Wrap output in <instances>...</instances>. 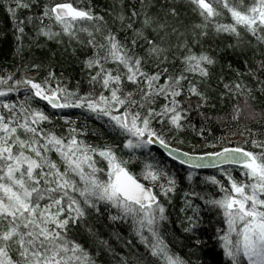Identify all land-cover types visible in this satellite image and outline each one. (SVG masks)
<instances>
[{
	"label": "snow or ice",
	"instance_id": "6c2138e0",
	"mask_svg": "<svg viewBox=\"0 0 264 264\" xmlns=\"http://www.w3.org/2000/svg\"><path fill=\"white\" fill-rule=\"evenodd\" d=\"M4 7L18 53L28 26L38 47L43 39L91 53L80 61L87 89L69 88L63 70L41 77L36 63L0 75V264H192L174 248L169 206L180 179L166 161L184 169L189 186L177 217L181 247L200 251L203 214L214 212L223 227L213 264H264V139L246 126L243 145L207 143L217 95L221 108L237 101V124L255 93L264 97V60L257 70L245 60L243 72L229 63L234 78L225 82L209 43L226 42L234 55L247 44L264 56V0H111L110 19L91 0ZM21 10L30 14L20 19ZM189 130L213 150L177 147ZM205 169L216 171L201 178Z\"/></svg>",
	"mask_w": 264,
	"mask_h": 264
},
{
	"label": "trees",
	"instance_id": "16d2710c",
	"mask_svg": "<svg viewBox=\"0 0 264 264\" xmlns=\"http://www.w3.org/2000/svg\"><path fill=\"white\" fill-rule=\"evenodd\" d=\"M5 0H0V75H4L9 72H15L18 67H23L24 65H31L32 63L41 65V77L46 74L47 69L52 68L55 69L57 75L63 70L65 73V83H68L69 88L75 89L77 87V82L79 81V87L82 89H87V74L81 73L80 70V61L84 59L85 54H90L91 49H79L77 48L74 52L71 47H67V43L63 45H57L52 42H44L41 39L42 47H38L30 37H34L35 31L32 27H25V36L23 37V48L20 49L19 53L17 51V41L14 36V24L12 19L9 17L7 10L4 7ZM55 2H59V0H55ZM75 2L80 7H86L89 3V0H75ZM93 6L96 8V11L100 14L105 15L107 19H110L107 16V12L103 11V9L107 6L111 0H91ZM35 9H33V12ZM25 10H21L18 13L20 19H24L27 15H29ZM212 47L216 48V52L213 55L219 53L220 64L225 66V73L227 82L230 79L234 78V74L227 73V65L231 63L233 69H239L240 71H245L244 61L247 60L249 67L253 70L258 69V63L261 60H264V56L254 55L255 50L249 47L247 44L244 46V52L241 54L237 52L235 55L233 54L231 49H226V42L216 41L215 43L209 42ZM31 44V47L29 45ZM67 49V50H66ZM199 49H197L198 51ZM205 50H210L208 45H205ZM220 64L217 65L215 71L217 74L220 73ZM258 74L261 78H264V71H259ZM41 77H38L41 78ZM250 84L255 86V82L251 79V77H244ZM70 81V83H69ZM213 86L215 87L217 82L215 78L213 79ZM222 90L223 85H219ZM255 95L258 97L256 101H250V109H245V111L240 116L239 124L232 121L231 119V108L232 105L237 103V101H232L230 103H226L223 108H221L217 100L214 101L217 103L216 109H209V114H211L214 119L212 121L211 127L213 128L214 135L207 137V143H217L219 145V140L221 137H227L224 141L227 144H236L240 143L244 144L245 140L248 139V133L245 132L244 135L240 133L245 131L246 126L250 127L253 132L260 133V139H264V97H261L257 92ZM241 107L243 105V99L239 101ZM223 117V120H216L215 117ZM193 123L197 126V129L200 126L201 120L200 117L193 114L192 117ZM60 123V122H57ZM57 132L62 131L61 128L56 129ZM235 133V134H234ZM185 144L177 145V147H181L184 150H191L190 146L195 145L197 151H212V148H203L204 141H201L198 136L194 135L191 130L184 133ZM90 139L95 140V137H90ZM111 142L109 137H105ZM249 149H251V144L247 145ZM157 155L158 151L154 150ZM169 169L177 174L180 179V187L178 188L175 197L173 198V204L169 206V214L174 223L171 225L172 228L175 229V242L174 248L176 251H179L182 255L185 256L186 259H190L192 264H196L197 258H199L201 264H213L215 260L222 259L221 256L218 255L220 253V249L218 247V241L216 239V230L218 228L223 227L222 218L217 216L214 212H204V226L200 230L201 235L200 239L204 241L201 244L200 251L196 252L194 255L190 254L187 248H182L181 244L183 241V233L179 227V221L177 217L179 216V209L181 207V201L183 200V192L188 190V184L184 180L185 171L180 166L174 162L166 161ZM135 170V169H134ZM216 170L210 171H200L199 176L202 178L205 175H211ZM233 175L239 178V172H234ZM196 191L202 192V194L211 195L213 194V190L211 186H203V185H193ZM199 204H203L202 201H197ZM171 239V237H170ZM121 251H123L121 249Z\"/></svg>",
	"mask_w": 264,
	"mask_h": 264
},
{
	"label": "water",
	"instance_id": "95a60500",
	"mask_svg": "<svg viewBox=\"0 0 264 264\" xmlns=\"http://www.w3.org/2000/svg\"><path fill=\"white\" fill-rule=\"evenodd\" d=\"M154 150L158 151L159 153L162 151V150L159 149L158 146H155ZM206 170H213V169H205L204 171H206Z\"/></svg>",
	"mask_w": 264,
	"mask_h": 264
},
{
	"label": "bare ground",
	"instance_id": "6f19581e",
	"mask_svg": "<svg viewBox=\"0 0 264 264\" xmlns=\"http://www.w3.org/2000/svg\"><path fill=\"white\" fill-rule=\"evenodd\" d=\"M175 163V162H174ZM177 164V163H176ZM177 165H179V164H177Z\"/></svg>",
	"mask_w": 264,
	"mask_h": 264
}]
</instances>
